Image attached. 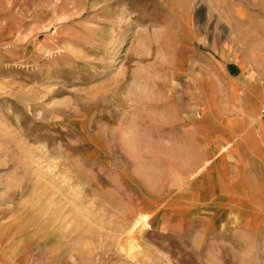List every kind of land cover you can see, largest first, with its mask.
<instances>
[{"label":"rangeland","instance_id":"obj_1","mask_svg":"<svg viewBox=\"0 0 264 264\" xmlns=\"http://www.w3.org/2000/svg\"><path fill=\"white\" fill-rule=\"evenodd\" d=\"M248 78L264 0H0V264H264L210 153Z\"/></svg>","mask_w":264,"mask_h":264},{"label":"crops","instance_id":"obj_2","mask_svg":"<svg viewBox=\"0 0 264 264\" xmlns=\"http://www.w3.org/2000/svg\"><path fill=\"white\" fill-rule=\"evenodd\" d=\"M239 86L241 87V84L235 85V89L242 90V98L239 100L241 103L237 114L228 119L214 117L220 120L224 131L220 134V132L212 129L214 133L217 132L220 135L222 142H225L227 146L230 145L228 148L232 155H238L235 157V164L229 163L228 168L224 165L225 158L223 156L215 157L217 153H220V148L214 145V135L211 132L209 134L203 132L201 137L213 140L210 148L212 151L210 153L214 154L213 159H211V162H214L212 172L221 171L222 177L227 181L226 184L230 188L228 193L229 202L263 204L262 208H264V115L261 114L264 109H261V107H264V84L261 81L251 82L248 78L244 88ZM258 113L263 119H259ZM183 119L189 120V117L184 114L182 115ZM183 148L182 144H180V149ZM243 150L250 154L251 163H248V167L241 159ZM216 162H219V168H217ZM222 162L223 165H221ZM225 171H228L227 176ZM257 172L261 174L255 175ZM255 176L258 178L261 176V179L259 178L260 180L255 181ZM196 186L200 188L198 182ZM239 192L244 193L246 197L244 200L242 195H239ZM195 195L197 196V193ZM5 250L0 244V263L1 254ZM18 259L20 264H28V257L25 251Z\"/></svg>","mask_w":264,"mask_h":264},{"label":"bare ground","instance_id":"obj_3","mask_svg":"<svg viewBox=\"0 0 264 264\" xmlns=\"http://www.w3.org/2000/svg\"><path fill=\"white\" fill-rule=\"evenodd\" d=\"M113 34L116 33V31H118L119 29L121 28H116L115 26L113 27ZM18 247V244H12L10 243L9 246H8V249H7V252L6 253H11V252H14V249H16ZM132 255V254H131Z\"/></svg>","mask_w":264,"mask_h":264},{"label":"built area","instance_id":"obj_4","mask_svg":"<svg viewBox=\"0 0 264 264\" xmlns=\"http://www.w3.org/2000/svg\"><path fill=\"white\" fill-rule=\"evenodd\" d=\"M261 114L264 115V109L261 111Z\"/></svg>","mask_w":264,"mask_h":264}]
</instances>
